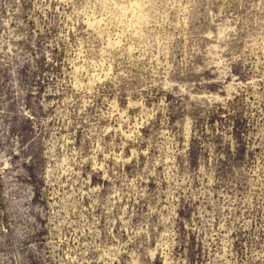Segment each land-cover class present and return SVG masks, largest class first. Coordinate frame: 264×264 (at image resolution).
Masks as SVG:
<instances>
[{
  "label": "rangeland",
  "instance_id": "374dc122",
  "mask_svg": "<svg viewBox=\"0 0 264 264\" xmlns=\"http://www.w3.org/2000/svg\"><path fill=\"white\" fill-rule=\"evenodd\" d=\"M0 264H264V0H0Z\"/></svg>",
  "mask_w": 264,
  "mask_h": 264
},
{
  "label": "bare ground",
  "instance_id": "6f19581e",
  "mask_svg": "<svg viewBox=\"0 0 264 264\" xmlns=\"http://www.w3.org/2000/svg\"><path fill=\"white\" fill-rule=\"evenodd\" d=\"M77 79V78H76ZM87 91V90H86ZM124 212V211H123Z\"/></svg>",
  "mask_w": 264,
  "mask_h": 264
}]
</instances>
